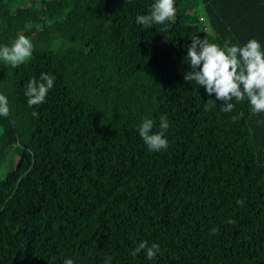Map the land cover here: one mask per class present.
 <instances>
[{
  "label": "trees",
  "instance_id": "trees-1",
  "mask_svg": "<svg viewBox=\"0 0 264 264\" xmlns=\"http://www.w3.org/2000/svg\"><path fill=\"white\" fill-rule=\"evenodd\" d=\"M153 2L0 0V44L35 45L0 61V264H264V113L221 112L184 79L207 26L221 47H264V0H175L173 22L142 28ZM41 72L54 86L29 107ZM161 116L168 148L150 152L137 126ZM141 241L156 258L132 254Z\"/></svg>",
  "mask_w": 264,
  "mask_h": 264
},
{
  "label": "clouds",
  "instance_id": "clouds-1",
  "mask_svg": "<svg viewBox=\"0 0 264 264\" xmlns=\"http://www.w3.org/2000/svg\"><path fill=\"white\" fill-rule=\"evenodd\" d=\"M175 15V0H154L147 14L136 16V23L145 29L153 25L167 27L169 22L174 21ZM34 49L31 39L24 34H18L10 46L0 44V61L13 69L18 68L32 58ZM186 57L192 70L185 72V81L203 86L209 95L215 94L216 100L223 102L220 106L221 112L233 111V100L238 103L247 99L253 114L264 113V47L257 39H250L243 46H229L226 41L224 47H221L209 42L206 37L202 39L195 35L187 45ZM55 80V75L46 72H41L38 78L30 79L24 92L28 98V106L43 104ZM9 113V99L0 92V117L6 118ZM38 115L37 111L32 112V116ZM155 123L151 118L142 119L137 126V132L150 152L167 150L168 139L164 133L169 128V121L161 116L159 131H153ZM141 250L145 251L148 260H152L156 258L160 246L157 243L148 246L146 241H141L132 254L136 255ZM63 264L75 262L66 257Z\"/></svg>",
  "mask_w": 264,
  "mask_h": 264
},
{
  "label": "rangeland",
  "instance_id": "rangeland-1",
  "mask_svg": "<svg viewBox=\"0 0 264 264\" xmlns=\"http://www.w3.org/2000/svg\"><path fill=\"white\" fill-rule=\"evenodd\" d=\"M191 11L196 13L197 15H203V10L200 7H196L194 9H192ZM203 24L206 26V24H207V20L206 19L203 21ZM212 36H213V31L208 26L205 27V29H204V37L203 38L206 37L208 39V38H210Z\"/></svg>",
  "mask_w": 264,
  "mask_h": 264
}]
</instances>
